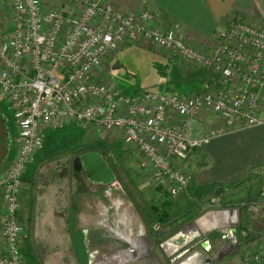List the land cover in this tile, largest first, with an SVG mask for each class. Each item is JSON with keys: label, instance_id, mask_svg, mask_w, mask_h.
<instances>
[{"label": "built area", "instance_id": "1", "mask_svg": "<svg viewBox=\"0 0 264 264\" xmlns=\"http://www.w3.org/2000/svg\"><path fill=\"white\" fill-rule=\"evenodd\" d=\"M59 1L78 13L69 17L57 8L45 10L41 0H12V27L0 29V96L10 103L18 125L16 154L0 173V264H29L23 253L21 197L47 129L74 123L120 134L145 159L157 186L176 198L192 181L182 163L194 150L264 124V28L234 16L216 33L213 48L201 52L184 42L178 25L167 31L153 26L157 14L125 15L113 0ZM132 35L196 65L209 77L196 93L145 91L137 99L92 79L93 70L103 67L108 54ZM203 112L214 114L218 125L196 136L193 124ZM260 187V197L216 213L236 218L227 223L223 236L237 230L230 246L237 247L239 241V215L264 207V185ZM260 235V242L248 244L240 264H264V233Z\"/></svg>", "mask_w": 264, "mask_h": 264}, {"label": "rangeland", "instance_id": "2", "mask_svg": "<svg viewBox=\"0 0 264 264\" xmlns=\"http://www.w3.org/2000/svg\"><path fill=\"white\" fill-rule=\"evenodd\" d=\"M5 12L10 23L11 13ZM157 49L155 46L150 49L133 46L116 53L108 66V83L133 99H137L145 91L157 94L163 92V85L169 77L162 73L156 63L155 53L159 50ZM184 87L186 88L184 85L176 87L174 93L189 95L190 90L186 91ZM0 113L8 118V128L13 139L10 157L0 169V173H4L16 154L18 125L10 103L1 96ZM45 135L43 146L34 155L24 178L19 218L21 215L23 224L28 223L26 219L33 207V204H29L31 198L53 194L52 189L57 190L56 194L77 195L75 218L72 221L77 252L73 250L72 241L68 243V234L61 230L56 234H50L51 231L47 235L38 234L36 240L32 239L33 232L29 234L28 231L29 249L34 263L36 261L37 264H64L68 260L67 264H77L80 258L81 264H240L248 244L260 242L257 239L264 233V207L256 210L248 208L239 215L238 220L247 229L238 237L237 247L228 246L231 240L223 236L229 225L224 223L213 227L214 215L234 208L236 203L225 205L221 198L215 201V192L210 190L201 199H193L196 200L192 206L194 210L190 207L189 211H192L190 214L194 218H189L191 221H188L186 226L191 225L188 228L184 226L182 236L178 235L184 228L176 233L175 244L171 245L176 252L171 253L165 244L175 234H170L167 227L158 224L153 215V207L161 206L166 200L157 191L158 186L151 177L152 173L147 168L145 159L132 146L123 144L121 135L106 129H94L74 123L47 129ZM89 151L99 152L103 156L114 171L117 181L110 185L92 183L84 173L76 174L73 171L74 158ZM247 176L251 177L252 184L264 185V167L249 171ZM73 180L75 187L71 183ZM65 182H68L67 187L62 186ZM191 188L190 183L184 193L171 198L176 208L179 203L188 205L189 199L186 198L192 193H189ZM79 197L85 202L82 203ZM117 202L122 204L120 209L116 207ZM44 205L46 207V204ZM41 211L40 213H44ZM124 212L130 222L129 230L134 236L144 235L148 239L149 248L132 245L128 251L129 244L116 236L114 229L124 231ZM211 214L212 227L209 229L204 224V218ZM83 223L90 225L89 235L87 231L76 230ZM247 234L251 236L245 240ZM88 238L92 239L91 243ZM205 243H208V248L203 246ZM91 245L92 247H89ZM123 252L126 255L120 259Z\"/></svg>", "mask_w": 264, "mask_h": 264}, {"label": "crops", "instance_id": "3", "mask_svg": "<svg viewBox=\"0 0 264 264\" xmlns=\"http://www.w3.org/2000/svg\"><path fill=\"white\" fill-rule=\"evenodd\" d=\"M41 2L45 10L57 8L64 11L69 17H73L78 13L74 6L65 5L59 0H41ZM112 4L117 11L125 15L157 14L158 20L154 22L153 26L164 31L170 30L174 25H178L179 34L184 42L201 52H208L213 48L217 42L216 33L226 28L229 20L234 16H239L250 24L264 28V0H113ZM5 11L8 14L9 12L12 13V0H0V29L10 30L12 23H8ZM133 46L146 49L154 47L139 35L127 37L116 50L108 54L107 62L103 67H97L93 70L92 79L109 84L107 72L109 71L110 61L114 60L116 53L128 50ZM158 49V52L155 53L157 55L156 63L159 64L158 67L163 71L162 73L169 77V80L163 85V89L175 91L176 87L184 85L186 86V88L184 87L186 91L190 90L189 94L198 92L203 82L209 77V74L196 65L181 60L167 50ZM262 102L261 117L264 121V90L262 91ZM217 125L218 120L214 114L203 112L200 119L193 124L194 135L203 136L209 129ZM182 166L193 176L191 181L192 188L189 192H192L190 194L191 197L188 196L186 198L187 200L189 199L188 202L196 199V194L202 190H207L213 185L226 186L247 178L249 171L264 167V124L251 129L239 130L213 140L203 148L194 150L189 159L182 163ZM71 183L73 187L76 186L75 180L71 181ZM62 186L67 187L68 182H65ZM57 187L60 188V185ZM51 191L53 194L43 195L42 198L39 196L34 197L29 201V204H33V207L31 208L32 212L29 213L26 219L28 223L24 224L23 253L30 264H37L36 261L35 263L32 261L34 257L31 256L29 249L30 239L28 237L32 232V239L36 240L38 234L45 233L47 235L50 231V234H56L61 230L68 234L69 239L67 241L68 243L70 240L72 241L73 250L77 252L73 237L75 230L72 228L74 225L72 221L75 218L74 210L77 207L76 197L78 196H74V194H56L57 190L55 189ZM79 198L82 203L85 202L81 200L82 197ZM44 204H46V207ZM173 204H175L174 201ZM121 206L120 202L116 203L118 209ZM185 207L182 204V208L185 209ZM41 208L44 211H41ZM67 210L69 211L67 212ZM174 210H180V206L175 207ZM0 211H2V205H0ZM40 211L44 213H40ZM212 215H207V218H204V224L209 229L212 227ZM81 218H85V216H81ZM28 225L30 230H28ZM122 225L124 231L114 229V232L117 237L129 244L130 248L128 251L132 245L149 248V243L147 244L144 240H141L143 235L134 236L129 230L130 222L126 212H124L122 217ZM89 226V224L83 223L76 230L87 231L89 235ZM88 235L87 237H89ZM88 240L90 243L92 242L91 238H88ZM89 247H92V245ZM92 250L93 248H91L90 252ZM125 255V252H123L120 259L125 257ZM77 261V264H81L80 258ZM66 262L64 264H67Z\"/></svg>", "mask_w": 264, "mask_h": 264}, {"label": "water", "instance_id": "4", "mask_svg": "<svg viewBox=\"0 0 264 264\" xmlns=\"http://www.w3.org/2000/svg\"><path fill=\"white\" fill-rule=\"evenodd\" d=\"M8 123L9 120L5 114L0 113V169L9 159L13 145V139L8 128ZM72 169L76 174L84 173L92 183L110 185L117 181L116 175L108 162L99 152L96 151H89L75 157L72 163ZM215 196L226 200L229 204H234L243 199H255L260 197L261 187L258 184L250 187L240 186L238 188L219 186L215 190ZM184 231L185 228L181 232ZM181 232H179L178 236H181ZM174 236L173 238L171 237L166 244L174 243L177 235L175 234ZM236 237L237 230L232 228L228 235V239L234 240ZM203 246L205 248L209 247L208 243H205Z\"/></svg>", "mask_w": 264, "mask_h": 264}, {"label": "trees", "instance_id": "5", "mask_svg": "<svg viewBox=\"0 0 264 264\" xmlns=\"http://www.w3.org/2000/svg\"><path fill=\"white\" fill-rule=\"evenodd\" d=\"M251 177H247L244 178L242 180H239L235 183L232 184H228L225 187L226 188H238L240 186L243 185H247V184H252L251 182ZM261 186V185H260ZM219 186L217 185H213L210 188H208L207 190H202L201 192H199L198 194H196V196L201 199L202 197H204L203 195H207L209 193L210 190H212L213 192H215L216 188H218ZM157 191L160 193V195H162L166 202H164L161 206H154L153 207V215L154 217H156V221L158 222V224H160L163 227H167L169 229V233L170 234H176L177 232H179L181 229L184 228V226H186L188 224V221H191V219L189 218H194L192 217V215L190 214V212H192L194 210V208H192V206L195 205V201L196 200H190V202H188V208L186 206L185 209L182 208V203L178 204V206H180V210L175 211L174 208L176 206H174L173 201L170 197L169 194L163 192V188L158 186ZM197 199V198H196ZM225 205H227L226 200H223ZM192 208V211H189V208ZM186 218V219H185ZM246 226L244 225H240V229H239V237L242 235L243 230H246ZM248 236H245V240L249 239V234H247ZM30 264V262H29Z\"/></svg>", "mask_w": 264, "mask_h": 264}, {"label": "bare ground", "instance_id": "6", "mask_svg": "<svg viewBox=\"0 0 264 264\" xmlns=\"http://www.w3.org/2000/svg\"><path fill=\"white\" fill-rule=\"evenodd\" d=\"M215 218H214V222H213V227H217V226H219V225H221V224H224V223H229V222H231V223H234L235 221H236V218H235V216L233 215V213H221V214H216L215 213ZM194 224V223H193ZM191 224H189L188 226H187V228L190 226ZM186 228V229H187ZM141 240H144V242H146L147 244H148V242H147V239L144 237V235L142 236V238H141ZM172 243H168V244H165V247H168L169 248V250L171 251V252H176V251H174L173 249H172ZM230 244L228 243V246H229ZM188 264V263H187Z\"/></svg>", "mask_w": 264, "mask_h": 264}]
</instances>
